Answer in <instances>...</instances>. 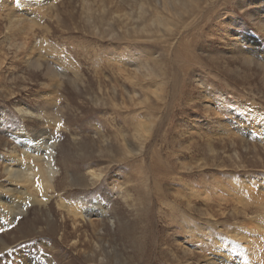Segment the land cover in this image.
<instances>
[{
  "label": "rangeland",
  "instance_id": "obj_1",
  "mask_svg": "<svg viewBox=\"0 0 264 264\" xmlns=\"http://www.w3.org/2000/svg\"><path fill=\"white\" fill-rule=\"evenodd\" d=\"M263 31L264 0H0V182L24 128L59 169L0 264H264Z\"/></svg>",
  "mask_w": 264,
  "mask_h": 264
},
{
  "label": "bare ground",
  "instance_id": "obj_2",
  "mask_svg": "<svg viewBox=\"0 0 264 264\" xmlns=\"http://www.w3.org/2000/svg\"><path fill=\"white\" fill-rule=\"evenodd\" d=\"M51 136L52 138L45 142V139L41 140L42 133L30 134L25 128L18 130L15 135V146L10 150L4 162L3 172L6 181L5 183L0 182V218L2 221L13 222L15 218L23 216L27 208L32 205L47 207L53 197L52 194L56 193L59 169L55 162V148L58 138L52 134ZM43 142L46 147L42 148L40 144L42 146ZM1 175L3 173H0ZM91 175L93 180L101 179V175L96 172H91ZM18 199H21V202ZM7 201L10 203L8 204ZM59 207L66 210L75 224H80L81 220L90 219L96 210L99 212L95 214L98 219H103V214H105L100 200L88 210L76 203H66L61 198ZM17 209H19L18 212H16ZM241 250L247 252L245 248ZM223 258L225 257L222 254L218 255L215 260L213 259L212 264H221Z\"/></svg>",
  "mask_w": 264,
  "mask_h": 264
}]
</instances>
